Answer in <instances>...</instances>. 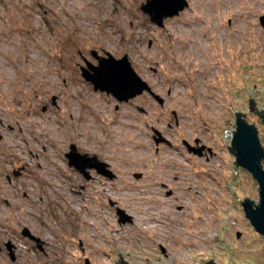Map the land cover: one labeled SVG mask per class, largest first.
<instances>
[{
	"label": "rangeland",
	"instance_id": "374dc122",
	"mask_svg": "<svg viewBox=\"0 0 264 264\" xmlns=\"http://www.w3.org/2000/svg\"><path fill=\"white\" fill-rule=\"evenodd\" d=\"M146 1L0 0V264H264L223 137L238 112L264 151V0H184L160 27ZM108 57L146 89H94Z\"/></svg>",
	"mask_w": 264,
	"mask_h": 264
},
{
	"label": "water",
	"instance_id": "95a60500",
	"mask_svg": "<svg viewBox=\"0 0 264 264\" xmlns=\"http://www.w3.org/2000/svg\"><path fill=\"white\" fill-rule=\"evenodd\" d=\"M183 7H185L184 0H147L144 5H141L140 10L149 16L152 23L160 27L165 17L175 16ZM260 21L262 22V19ZM90 69L92 74L84 73L82 77L89 81L94 89L110 93L117 101H124L146 89L145 84L133 73L125 58L118 60L111 57L103 58L98 62L96 68ZM253 104L249 99V111L257 114L264 124V111L257 112L252 107ZM234 116L235 130L231 131L232 138L229 147H226L234 158V165L246 171L256 183L258 198V203L255 206L251 200L244 198L242 202L239 201L240 208L251 229L264 240V171L261 169L264 151L259 145L256 130L252 124L248 125L244 122L243 114L237 112L234 113ZM69 149L72 151L74 148L70 146ZM192 152L200 155L199 151ZM65 158L68 160V166L79 172H83L85 168H92L96 173L110 177V174L105 170L106 165L98 162L95 157L68 153ZM122 220L129 221L126 217L118 219L123 222ZM118 259V263L115 264H125L119 255ZM204 264L214 263L209 260Z\"/></svg>",
	"mask_w": 264,
	"mask_h": 264
},
{
	"label": "flooded vegetation",
	"instance_id": "af4514ba",
	"mask_svg": "<svg viewBox=\"0 0 264 264\" xmlns=\"http://www.w3.org/2000/svg\"><path fill=\"white\" fill-rule=\"evenodd\" d=\"M260 120V119H259ZM260 123H262L261 122V120H260ZM263 124V123H262ZM264 125V124H263ZM187 151L189 152H191L192 150H189V148H187ZM202 151H204V148L202 149ZM70 153H75V154H78L76 151H74V149L72 150V152H70ZM66 154H68V153H66ZM65 154V155H66ZM64 155V156H65ZM67 163H68V160H67ZM101 163V162H100ZM86 169H88V168H86ZM86 178L88 177V175H84ZM19 234H21V235H23V236H26L30 241H33V242H35V244L37 245V247H38V249H41V241L35 236V237H32V236H30L25 230H20L19 229ZM10 240L9 241H5V242H3V243H0V245L2 244L7 250L9 249V252H10ZM8 256H9V258H10V261H13L14 260V255H13V253H9L8 254Z\"/></svg>",
	"mask_w": 264,
	"mask_h": 264
},
{
	"label": "built area",
	"instance_id": "2783aa9c",
	"mask_svg": "<svg viewBox=\"0 0 264 264\" xmlns=\"http://www.w3.org/2000/svg\"><path fill=\"white\" fill-rule=\"evenodd\" d=\"M231 131L232 132H234V130L232 129V128H230V129H226L225 130V132H224V139H225V143H227L228 144V142H230V140H231V138H232V133H231ZM227 141V142H226ZM229 145V144H228ZM228 147V146H227ZM234 163L232 164V166H231V172H232V176H231V178L232 179H234V180H236V179H239V177H240V175H241V173L240 172H238V170H236L235 168H234ZM236 167V166H235ZM238 168V167H237ZM245 174V173H244ZM237 204L239 205L240 203H239V201L237 202Z\"/></svg>",
	"mask_w": 264,
	"mask_h": 264
},
{
	"label": "trees",
	"instance_id": "16d2710c",
	"mask_svg": "<svg viewBox=\"0 0 264 264\" xmlns=\"http://www.w3.org/2000/svg\"><path fill=\"white\" fill-rule=\"evenodd\" d=\"M228 147H229V145H228ZM233 162H234V160H233ZM262 166V165H261ZM251 178V177H250Z\"/></svg>",
	"mask_w": 264,
	"mask_h": 264
}]
</instances>
